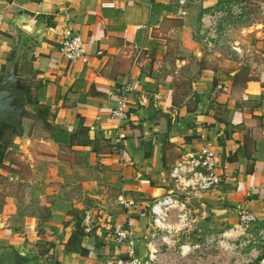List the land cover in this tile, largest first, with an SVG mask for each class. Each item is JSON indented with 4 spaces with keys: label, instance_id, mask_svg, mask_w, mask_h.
Segmentation results:
<instances>
[{
    "label": "crops",
    "instance_id": "0c3cea01",
    "mask_svg": "<svg viewBox=\"0 0 264 264\" xmlns=\"http://www.w3.org/2000/svg\"><path fill=\"white\" fill-rule=\"evenodd\" d=\"M218 2L180 9L176 0H0V77L13 62L23 101L48 108L34 110L27 135L22 116L23 132L0 164V176L12 181L0 209L2 253L12 250L16 264L14 249L24 253V264H107L125 255L126 245L113 240L124 228L142 258L159 234L136 213L171 191L174 162L210 146L221 185L193 203L196 221L178 238V247L197 246L196 257L169 255L168 264L244 263L249 247L201 246L232 230L236 207L264 220V64L255 71L264 54V20L257 16L253 28L235 33L241 54L229 58L227 48L207 54L196 34L201 15ZM249 5L264 12V0ZM66 30L84 41L87 64L58 53ZM138 50L149 57L136 58ZM126 83L135 117L113 121L110 110ZM120 195L139 208L115 206Z\"/></svg>",
    "mask_w": 264,
    "mask_h": 264
},
{
    "label": "built area",
    "instance_id": "2783aa9c",
    "mask_svg": "<svg viewBox=\"0 0 264 264\" xmlns=\"http://www.w3.org/2000/svg\"><path fill=\"white\" fill-rule=\"evenodd\" d=\"M200 2L201 0H176L180 9L188 4ZM249 11L250 5L246 0H219L214 8L204 12L200 17L196 34L203 51L213 54L222 48H227L229 58L241 54V45L235 42L234 37L238 31L241 34L245 33L255 25V14L248 15ZM259 15L264 16V12H258ZM140 28V26L136 27L137 30ZM61 38L57 50L62 58L69 63H88L89 54L86 45L78 34L66 30ZM95 55L100 56L101 51H96ZM135 57L149 56L143 50H138ZM260 59L255 67L257 73L264 64V54ZM133 98L130 85L122 84L117 91L115 106L110 110V119L123 123L133 120L135 117V108L132 107ZM216 161V150L210 146H201L174 162L167 178L172 187L171 191L153 198L148 205H142L143 208L136 213L139 219H148L153 231L159 235L151 236L150 242L148 241L144 247L145 255L140 258L136 253L135 240L130 231L120 229L114 234L113 240L118 245H126L125 255L123 258H113L107 264H168L169 255L175 260L187 255L196 257L197 246L188 249L178 247V238L185 228L196 221L193 203H200L205 197L212 196L221 185L222 173ZM138 182L140 185H151L148 179H138ZM114 203L115 206L127 211L139 208L134 201L125 200L122 195L118 196ZM235 210L237 223L232 230L205 240L201 247L206 251L214 249L230 251L235 245L240 248L249 247V257L243 264H264V220L259 222L258 218L247 209L236 207ZM205 213L206 210L203 209L199 215L203 216ZM89 218L90 213H85L83 224ZM256 224L258 227H254ZM171 237L173 241H170ZM163 247L170 251H164Z\"/></svg>",
    "mask_w": 264,
    "mask_h": 264
},
{
    "label": "water",
    "instance_id": "95a60500",
    "mask_svg": "<svg viewBox=\"0 0 264 264\" xmlns=\"http://www.w3.org/2000/svg\"><path fill=\"white\" fill-rule=\"evenodd\" d=\"M22 103L23 96L20 92L15 72V66L12 63L4 66L2 76L0 77V123L8 124L16 129L15 136L19 137L23 132L22 127ZM215 214H219L216 213ZM17 253V264H24V253L14 249Z\"/></svg>",
    "mask_w": 264,
    "mask_h": 264
},
{
    "label": "rangeland",
    "instance_id": "374dc122",
    "mask_svg": "<svg viewBox=\"0 0 264 264\" xmlns=\"http://www.w3.org/2000/svg\"><path fill=\"white\" fill-rule=\"evenodd\" d=\"M248 4L251 3V0H248ZM256 9L253 8V7H250V11L248 13V15L250 14H255V18L258 16V12H255ZM260 16V15H259ZM258 16V17H259ZM249 18V17H248ZM263 20H264V16H262ZM246 21V20H245ZM260 28L259 24H257L255 26L254 29H251V30H258ZM250 30V31H251ZM198 41V40H197ZM199 42V41H198ZM200 44V43H199ZM3 73V72H2ZM34 110H36V107L33 106L32 104L29 106V110L26 112V114L23 116L24 117V121L23 123L26 124V132L24 131V133L27 135L30 131V128H28L27 126L28 125H34V122L36 121V118L34 117ZM30 135V134H29ZM28 135V136H29ZM20 137V136H19ZM19 137H16L15 136V132L13 130H11L10 128H7V129H4V135H3V139L1 141L2 144H5V149L4 147H1L4 149V152L5 150L7 149V143H13L15 141V139L19 138ZM1 152V150H0ZM4 152H3V156H4ZM2 156V157H3ZM22 172L24 174L28 173V171L25 169V168H22L21 169ZM12 181H9L8 177H2L0 176V209L3 205V202H4V192L6 190V188L9 186V184H12L11 183ZM13 190L15 191V189L13 188ZM9 192V191H8ZM30 197V193L28 194V198ZM29 200V199H28ZM26 206H30L29 203H26ZM37 204H35L34 206H30L32 208H36ZM43 248H39V250L42 251ZM0 264H16V257H15V253L12 251V250H9V252H1L0 251Z\"/></svg>",
    "mask_w": 264,
    "mask_h": 264
},
{
    "label": "trees",
    "instance_id": "16d2710c",
    "mask_svg": "<svg viewBox=\"0 0 264 264\" xmlns=\"http://www.w3.org/2000/svg\"><path fill=\"white\" fill-rule=\"evenodd\" d=\"M31 104L29 103V102H26V101H23V103H22V110H23V114H22V116H24L25 114H26V112L29 110V106H30ZM36 111H38V112H40L41 114H47V112H48V108H45V107H38L37 109H36ZM43 121H45V119H43ZM44 123V122H43ZM46 125V127H48V123H46L45 124ZM7 128H10L11 130H13L15 133H16V129L13 127V126H11V125H8V124H2V123H0V150H1V152H0V164H1V162H2V154H3V152H4V149H5V144H2L1 143V141H2V139H3V135H4V129H7ZM24 133V132H23ZM10 143V142H9ZM9 143H7V147H8V145H9ZM1 147H4V149L3 148H1ZM1 167V166H0ZM78 233H80V231H76V232H74V234H72V236L70 237V239H69V241H74V239L78 236Z\"/></svg>",
    "mask_w": 264,
    "mask_h": 264
}]
</instances>
